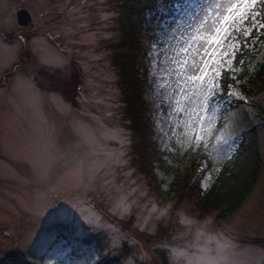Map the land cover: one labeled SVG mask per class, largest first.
<instances>
[{"label":"rangeland","instance_id":"obj_1","mask_svg":"<svg viewBox=\"0 0 264 264\" xmlns=\"http://www.w3.org/2000/svg\"><path fill=\"white\" fill-rule=\"evenodd\" d=\"M131 1L0 2V31L14 36L0 35V264L38 258L55 240L43 264H57L71 244L82 256L64 264H100L104 252H125L123 264H161L162 255L168 264H224V257L226 264H264V122L257 108L237 105L227 113L223 125L233 136L228 145H218L215 124L205 127L197 143L180 123L183 115H170L180 97L169 93L176 88L175 73L162 71L176 67L170 57L178 41L203 17L209 15L211 24V15L223 10H213L215 0H184L162 25L153 49L152 89L144 99L154 109L152 141L165 156L155 166L158 192L139 172L111 48ZM21 7L32 11L28 28L17 24ZM10 40L12 45L4 44ZM253 43L249 49L257 56L249 72L255 74L264 64V43ZM235 67L231 72H240ZM233 91L238 95L231 104L242 102L240 91ZM250 101L264 106V88ZM250 128L258 150L237 153ZM201 147L217 154L201 181L203 191L228 165L226 178L233 167L239 178L257 172L252 193L226 219L217 218L219 211L202 214L192 202H176L178 183L184 187L193 175L192 156ZM93 238L94 244L85 245Z\"/></svg>","mask_w":264,"mask_h":264},{"label":"trees","instance_id":"obj_2","mask_svg":"<svg viewBox=\"0 0 264 264\" xmlns=\"http://www.w3.org/2000/svg\"><path fill=\"white\" fill-rule=\"evenodd\" d=\"M132 6H125L123 11V21L120 39L115 44L111 45L113 49V55L115 58V68L117 71L118 85H120L122 100L126 104L127 117L132 122V129L136 136V146L138 153L139 172L147 174L150 184H156L155 190L160 191L161 185L158 184L157 177L155 175V166L162 162L164 155L161 154L157 145L152 141V109L148 102L144 99L146 92H151L152 78L150 77V52L152 44L157 42L160 38L162 25L169 19L175 18L176 7L181 5L182 0H132ZM163 5L166 10L161 9ZM170 7V8H169ZM264 6L257 5L256 10L261 11ZM120 30V29H119ZM251 42L249 43V45ZM261 44V43H260ZM263 44V43H262ZM248 47H245L242 52L237 53V59L235 69H239L240 72H226V79L223 83L226 86L225 92L238 89L241 95L244 96V100L237 101L235 104H227L224 101L225 108L221 119L219 121L220 127L227 122V113L235 110L240 105L244 107L257 108L258 119L264 122V106L262 104L250 103L253 97L261 95L264 88V64L259 67L255 74L249 72V67L253 64L257 56V52L251 51ZM113 57V56H112ZM227 99V96H225ZM70 102V101H69ZM150 103V102H149ZM151 104V103H150ZM73 106V105H72ZM250 109V108H249ZM154 110V109H153ZM153 117V115H152ZM150 123V124H149ZM264 125V124H261ZM254 128L249 130L244 129L246 139L239 145L237 153L257 151L256 146L252 143L251 138ZM219 130L216 129L215 135ZM248 143V144H246ZM212 145V144H211ZM210 145V146H211ZM202 147L194 156L196 159L193 162L192 172L193 175L187 178L184 187L181 188V183H178V188L174 192L176 202H192L195 204V209L202 214H210L211 212L219 211L218 219H226L232 214L242 208L245 200L252 193V188L258 181L257 172L254 173V177L249 176L237 177L235 174L236 168H232V174L226 178L229 171V165L224 168L219 174L215 183L210 187L208 191H203L201 188V181L215 164L214 155H217L214 151H204ZM204 159L208 161L207 166H203L202 161ZM233 157L229 158L228 163H232ZM178 160L177 157L173 158ZM163 163V162H162ZM170 169H173L171 167ZM235 181V182H232ZM241 185V186H240ZM171 194V193H168ZM174 197L172 200L175 199ZM95 238V237H94ZM93 240L85 239V245H92L96 242V238ZM55 240L52 242L48 250L43 255L38 257V262H25L20 264H40L45 261L49 250L58 242ZM71 244V243H69ZM70 246V247H69ZM67 247V253L63 254L62 258L57 264H64L66 261L74 262L82 256L80 247L76 245H69ZM130 249V247H129ZM132 250L130 249V254ZM128 255L125 252L117 253L116 255L106 254L105 252L101 256L100 264H123ZM161 264H168L166 256L162 255ZM140 263V262H139Z\"/></svg>","mask_w":264,"mask_h":264},{"label":"snow or ice","instance_id":"obj_3","mask_svg":"<svg viewBox=\"0 0 264 264\" xmlns=\"http://www.w3.org/2000/svg\"><path fill=\"white\" fill-rule=\"evenodd\" d=\"M257 5L264 6V0H215L213 10L223 11L211 15V24L209 15L203 17L186 39L178 41L175 55L170 57L171 65L176 67L162 69L169 75L175 73L176 88L169 93L180 97L175 98V112L170 115H183L180 123L191 129L197 143L203 142L205 127L214 124L220 131L218 145H228L233 139L230 126L221 128L217 123L218 113L226 111L221 101L231 104L238 95L235 91L225 92L223 81L225 70L232 71L239 62L238 49L242 52L253 41V47L264 43V8L257 11Z\"/></svg>","mask_w":264,"mask_h":264},{"label":"water","instance_id":"obj_4","mask_svg":"<svg viewBox=\"0 0 264 264\" xmlns=\"http://www.w3.org/2000/svg\"><path fill=\"white\" fill-rule=\"evenodd\" d=\"M26 12L25 11H20L18 14V19H19V24L22 26H29V24H31L30 19L26 16Z\"/></svg>","mask_w":264,"mask_h":264},{"label":"flooded vegetation","instance_id":"obj_5","mask_svg":"<svg viewBox=\"0 0 264 264\" xmlns=\"http://www.w3.org/2000/svg\"><path fill=\"white\" fill-rule=\"evenodd\" d=\"M13 1V0H12ZM0 2H1V0H0ZM21 9H27V8H24V7H21V8H19V10H21ZM19 10L17 11V13L19 12ZM29 12H31V14H32V11H31V9L29 10V9H27ZM17 13H16V15H17ZM0 35H2L3 37H4V39H7V38H10L11 37V40H13V38H14V36H13V34L12 33H10V34H7V33H4L3 31H0ZM6 41L4 44L5 45H8V46H10V45H12L13 44V41Z\"/></svg>","mask_w":264,"mask_h":264},{"label":"clouds","instance_id":"obj_6","mask_svg":"<svg viewBox=\"0 0 264 264\" xmlns=\"http://www.w3.org/2000/svg\"><path fill=\"white\" fill-rule=\"evenodd\" d=\"M224 264H226V257H224Z\"/></svg>","mask_w":264,"mask_h":264}]
</instances>
